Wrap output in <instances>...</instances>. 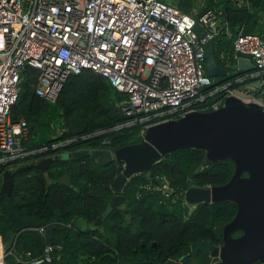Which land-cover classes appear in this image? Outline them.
Instances as JSON below:
<instances>
[{"label": "trees", "instance_id": "obj_1", "mask_svg": "<svg viewBox=\"0 0 264 264\" xmlns=\"http://www.w3.org/2000/svg\"><path fill=\"white\" fill-rule=\"evenodd\" d=\"M164 1L191 16L209 8L221 12L231 36L214 39L213 57L225 68L235 62L233 41L241 30L264 37L260 16L264 0ZM38 75L37 69L24 67L18 98L10 109L13 122L23 118L28 126L27 137L21 140L27 154L15 161L18 165L11 199L15 211L35 222L36 227L56 228L51 243L36 229L20 232L5 263L28 264L27 252L32 257L40 256L49 244L51 259L40 264H181L185 257H190L193 264L214 263L208 244H221L217 228L233 218L237 207L230 201L191 207L185 204L184 193L192 186L226 183L233 174V162L228 159L202 168L203 149L173 150L153 163L149 172L130 177L120 193L124 203L96 225L94 222L116 194L111 184L123 170L121 161L103 166L90 155L57 158L47 167L50 183L30 164L62 151H114L140 142L143 125L128 123L121 103L126 95L91 70L71 74L53 103L35 93ZM229 80L232 77L223 83ZM4 170L6 167L0 164V186ZM161 177L169 183L168 196L157 188ZM78 220L86 222L84 229L77 227ZM16 228L8 197L0 195V236L4 242Z\"/></svg>", "mask_w": 264, "mask_h": 264}, {"label": "built area", "instance_id": "obj_2", "mask_svg": "<svg viewBox=\"0 0 264 264\" xmlns=\"http://www.w3.org/2000/svg\"><path fill=\"white\" fill-rule=\"evenodd\" d=\"M220 35L231 36L219 10L191 16L164 0H0V164L14 171L27 154L21 147L27 123L10 117L26 66L38 70L35 93L51 103L71 74L93 71L126 95L123 113L143 132L191 111L217 110L228 96L264 110V37L257 33L241 30L233 41L234 58L249 54L254 69L207 90L214 81L205 70L204 43ZM157 188L171 193L165 177ZM45 228L34 229L44 234ZM3 245L0 236V264L13 254L14 246L5 252ZM51 251L49 244L25 259L47 262Z\"/></svg>", "mask_w": 264, "mask_h": 264}, {"label": "water", "instance_id": "obj_3", "mask_svg": "<svg viewBox=\"0 0 264 264\" xmlns=\"http://www.w3.org/2000/svg\"><path fill=\"white\" fill-rule=\"evenodd\" d=\"M260 16L264 20V13H260ZM194 30L199 38L204 37L205 33L198 25ZM213 45L214 40L204 43V57L206 73L215 80V85L254 69L251 56L241 52L237 53L235 62L229 68L219 65L213 57ZM15 137L19 139L20 135L16 134ZM180 148L203 149L202 168L228 159L234 164L233 174L226 183L192 186L184 193L185 203L193 207L203 202L224 201L233 202L237 207L233 218L217 228L221 244H208L210 257L216 259L212 264H264V110L257 103H244L236 96H228L224 105L217 110L191 111L182 117L151 125L143 132L140 142L121 146L114 151L84 149L68 153V157L90 155L103 166L114 160L123 163V170L111 184L116 194L94 223H101L102 217L124 203L120 193L130 177L149 172L153 163ZM57 158L58 155L45 157L30 165L39 169L50 183L47 167ZM14 176L15 171L4 170L0 186V195L8 197V209L17 222L16 231L4 242L5 252L12 249L20 232L36 228L35 222L21 217L14 209L11 199ZM55 228L53 225L44 230L49 243L52 242ZM236 233L238 235L235 236ZM181 264L193 263L190 257H185Z\"/></svg>", "mask_w": 264, "mask_h": 264}, {"label": "crops", "instance_id": "obj_4", "mask_svg": "<svg viewBox=\"0 0 264 264\" xmlns=\"http://www.w3.org/2000/svg\"><path fill=\"white\" fill-rule=\"evenodd\" d=\"M76 224H77V227H79L81 229H84L87 225L86 222L83 220H78Z\"/></svg>", "mask_w": 264, "mask_h": 264}, {"label": "rangeland", "instance_id": "obj_5", "mask_svg": "<svg viewBox=\"0 0 264 264\" xmlns=\"http://www.w3.org/2000/svg\"><path fill=\"white\" fill-rule=\"evenodd\" d=\"M166 2H168V1H166ZM168 3H170V2H168ZM58 156H59V158H61V159L66 158V157H67V152L62 151V152L59 153ZM189 206H190V205H189ZM191 207H193V206H191Z\"/></svg>", "mask_w": 264, "mask_h": 264}, {"label": "flooded vegetation", "instance_id": "obj_6", "mask_svg": "<svg viewBox=\"0 0 264 264\" xmlns=\"http://www.w3.org/2000/svg\"><path fill=\"white\" fill-rule=\"evenodd\" d=\"M236 235H238V233H236ZM236 235H235V236H236Z\"/></svg>", "mask_w": 264, "mask_h": 264}]
</instances>
